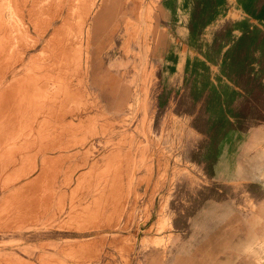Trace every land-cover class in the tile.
<instances>
[{"label":"rangeland","instance_id":"374dc122","mask_svg":"<svg viewBox=\"0 0 264 264\" xmlns=\"http://www.w3.org/2000/svg\"><path fill=\"white\" fill-rule=\"evenodd\" d=\"M176 1L0 0V264H264V0H233L232 44L228 3L180 0L183 67L156 45ZM229 108L255 145L217 180Z\"/></svg>","mask_w":264,"mask_h":264},{"label":"crops","instance_id":"0c3cea01","mask_svg":"<svg viewBox=\"0 0 264 264\" xmlns=\"http://www.w3.org/2000/svg\"><path fill=\"white\" fill-rule=\"evenodd\" d=\"M220 1V0H218ZM224 3H228L226 5L225 11H227L226 16V28L224 32V37L226 39L223 41V43H229L232 44L236 40V43L241 38L243 39L245 37V29L243 31L236 30L233 27V21L231 17V12L233 11V0H222ZM180 0H177L175 3L167 5L166 3L162 2V9L165 12V17L169 23V27L171 28H178L179 32L173 33V35H166L165 31L158 30V35L156 39V45L158 44V50H160V53H162V61L167 58H171L172 56L174 58L180 59L179 65L183 67V65L186 62V58L189 57V53H181L178 52L176 55V49L173 47V45H178L177 43H184L186 47L189 49L192 48L193 44V34L191 26L188 24L189 17L187 20H184V23L181 25L177 23V16L178 13L181 11L179 5ZM242 3V9L245 10L246 4H248V9L250 11H259L262 6L261 0H240ZM96 20V19H95ZM187 22V23H186ZM97 24H93V30L91 28V32L93 34ZM216 23H211L210 27L208 26L206 30V37L209 36L213 38L215 37V30H216ZM164 36V37H163ZM166 44V48L165 47ZM168 44V45H167ZM171 50V51H170ZM170 52V56L167 54ZM205 52V50H204ZM208 58V57H207ZM162 63V74L164 73V70L166 69V64ZM232 116V108H229L228 111V117H225L222 124L220 126H217V147L215 145V148L213 147L211 150V153L209 155H206L205 158L207 159L208 166L210 170L212 171L213 177L217 180H228L230 176H232V171L234 169V165L238 159L240 158L243 152H247L250 150L251 146L254 147L255 144H250L247 140V137L244 135V133L238 131L237 133H234L230 129V117Z\"/></svg>","mask_w":264,"mask_h":264},{"label":"bare ground","instance_id":"6f19581e","mask_svg":"<svg viewBox=\"0 0 264 264\" xmlns=\"http://www.w3.org/2000/svg\"><path fill=\"white\" fill-rule=\"evenodd\" d=\"M12 2H13V0H12ZM22 3H23V2H22ZM14 4H15V2H14ZM18 5H19V4H18ZM24 5H25V4H24ZM14 6H15V5H14ZM26 6H27V5H26ZM65 6H66V5H65ZM68 6H69V5H68ZM19 7H20V6H19ZM40 8H41V7H40ZM10 10H12V9H10ZM23 12H24V11H23ZM43 12H44V11H43ZM51 12H52V11H51ZM51 12H50V13H51ZM29 13H30V12H29ZM63 13H64V12H63ZM20 14H22V13H20ZM67 16H68V15H67ZM9 17H10V15H9ZM63 17H64V16H63ZM31 18H32V17H31ZM4 19H5V18H4ZM34 19H35V18H34ZM41 19H42V17H41ZM30 20H31V19H30ZM5 21H6V20H5ZM7 22H8V21H7ZM44 23H45V22H44ZM41 25H42V24H41ZM1 26H2V23H1ZM5 27H6V26H5ZM7 27H8V26H7ZM40 27H41V26H40ZM7 29H8V28H7ZM34 29H35V28H34ZM39 29H40V28H39ZM50 30H51V29H50ZM0 31H1V30H0ZM3 31H4V30H3ZM3 31H2V32H3ZM5 31H6V30H5ZM11 31H13V29H12ZM27 31H28V30H27ZM8 32H9V31H8ZM38 32H39V31H38ZM52 32H53V31H52ZM13 33H14V32H13ZM35 33H37V32H35ZM2 34H3V33H2ZM28 34H29V31H28ZM50 34H51V33H50ZM19 35H20V34H19ZM13 36H14V35H13ZM16 37H17V35H16ZM16 37H15V38H16ZM3 38H4V37H3ZM48 38H49V37H48ZM48 38H47V39H48ZM19 39H20V38H18L17 40L15 39V41H18ZM22 39H23V38H22ZM11 40H12V39H11ZM0 41H1V40H0ZM3 41H4V40H3ZM23 41H24V39H23ZM23 41H22V42H23ZM63 41H64V40H63ZM11 42H12V41H11ZM53 42H54V41H53ZM4 43H5V42H4ZM19 43H20V42H19ZM44 43H45V42H44ZM21 44H22V43H21ZM21 44H19V45L21 46ZM13 45H15V44H13ZM24 45H27V44L25 43ZM15 46H16V45H15ZM29 46H30V45H29ZM157 47H158V44H157ZM4 48H5V47H4ZM25 48H26V47H25ZM33 48H34V47H33ZM19 49H21V48H19ZM6 50H7V49H6ZM6 50H5V52H6ZM49 50H50V49H49ZM57 50H58V49H57ZM5 52H4V53H5ZM19 52H20V50H19ZM21 52H22V51H21ZM0 55L3 56V54H0ZM47 55H48V54H47ZM4 57H5V56H4ZM52 57H53V56H52ZM61 57H62V56H61ZM0 58L2 59V57H0ZM19 58H20V57H19ZM47 59H49V58H47ZM15 60H16V59H15ZM19 60H20V59H19ZM24 61H25V60H24ZM16 62H17V61H16ZM19 63H20V62H19ZM19 63H18V64H19ZM9 64H10V63H9ZM22 64H23V62H22ZM2 65H3V64H2ZM20 65H21V64H20ZM27 65H28V64H27ZM55 65H58V63L55 64ZM48 66H49V65H48ZM51 66H53V65H51ZM1 68H2V67H1ZM19 68H20V67H19ZM5 70H6V69H5ZM5 70H4V71H5ZM8 70H10V69H8ZM17 70H18V69H17ZM31 70H32V69H31ZM47 70H48V69H47ZM15 71H16V70H15ZM24 71H25V70H24ZM48 71H49V70H48ZM50 71H51V70H50ZM57 71H58V70H57ZM9 72H10V71H9ZM22 72H23V71H22ZM33 72H35V71H33ZM36 72H37V71H36ZM44 72H45V71H44ZM51 72H52V71H51ZM39 73H41V71H40ZM53 73H54V72H53ZM12 74L14 75V73H12ZM36 74H38V73H35V75H36ZM59 74H60V73H59ZM2 75H3V74H2ZM28 75H29V74H28ZM9 76H10V75H9ZM45 76H46V75H45ZM50 76L52 77V75H50ZM43 77H44V76H43ZM46 78H47V77H46ZM62 78L64 79V77H62ZM0 79H2V77H1ZM34 79H36V78H34ZM12 80H13V79H12ZM12 80H11V81H12ZM45 80H46V79H45ZM19 81H20V80H19ZM21 81H22V80H21ZM32 81H33V80H32ZM34 81H35V80H34ZM36 81H37V80H36ZM49 81H50V80H49ZM7 82H8V81H7ZM9 82H10V81H9ZM43 82H44V80H43ZM35 83H36V82H35ZM7 84H8V83H7ZM11 84H12V83H11ZM24 84H25V83H24ZM24 84H23V86H24ZM51 84H52V83H51ZM60 84H61V83H60ZM5 85H6V83H5ZM9 85H10V84H9ZM12 85H13V84H12ZM37 85H38V83H37ZM41 85H42V84H41ZM44 85H45V84H44ZM25 86H26V85H25ZM7 87H8V86H7ZM11 87H12V86H11ZM11 87H10V88H11ZM27 87H28V85H27ZM47 87H48V86H47ZM16 88H18L17 85H16ZM19 88H20V86H19ZM30 88H31V86H30ZM51 88H52V87H51ZM60 88H61V87H60ZM2 89H4V88H2ZM11 89H12V88H11ZM9 90H10V89H9ZM24 90H25V89H24ZM32 90H33V89H32ZM37 90H38V89H37ZM5 91H6V92H5V95H6L8 92H9V94H11L12 97L15 95L14 93H13L14 95H12V91H11V92H10V91H7V90H5ZM27 91L29 92V90H27ZM3 92H4V91H3ZM13 92H14V90H13ZM40 93H41V92H40ZM20 94H21V93H20ZM16 95H17V91H16ZM33 95H35V94H33ZM38 95H40V94H38ZM20 96H21V95H20ZM26 96H27V95H26ZM6 97H8V94L6 95ZM14 97H15V96H14ZM62 97H63V96H62ZM8 99H10V96H9ZM19 99H20V97H19ZM5 100H6V99H5ZM5 100H4V101H5ZM12 100H14V99H12ZM15 101H16V100H15ZM20 101H21V100H20ZM5 102H6V101H5ZM7 102H8V100H7ZM30 102H31V101H30ZM8 103H9V102H8ZM13 103H14V102H13ZM20 103H21V102H20ZM20 103H19V104H20ZM41 103H42V102H41ZM0 104H1V103H0ZM3 104H4V103H3ZM49 104H50V103H49ZM61 104H62V103H61ZM36 105H37V104H36ZM8 106H9V105H7V107H8ZM49 106H50V105H49ZM11 107H12V106H11ZM11 107H9V109H10ZM32 107H33V105H32ZM34 107H35V106H34ZM4 108H5V107H4ZM12 108H13V107H12ZM20 109H21V106H20ZM15 110H16V108L14 109V111H15ZM18 110H19V107H18ZM58 110H59V109H58ZM10 111H11V109H10ZM21 112H22V111H21ZM23 112H24V110H23ZM36 112H37V111H36ZM14 113H15V112H14ZM0 114H2L1 111H0ZM3 114H4V113H3ZM3 114H2V115H3ZM12 114H13V113H12ZM17 114H18V111L15 113V115H17ZM32 115H33V114H32ZM45 116H47V115H45ZM55 116H56V115H55ZM55 116H54V117H55ZM0 117H1V116H0ZM14 117H15V116H14ZM27 117H28V116H27ZM47 117H49V116H47ZM23 118H24V117H23ZM25 118H26V117H25ZM0 119H1V118H0ZM13 119H14V118H13ZM31 119H32V118H31ZM35 119H36V118H35ZM53 119H54V118H53ZM53 119H52V121H53ZM46 120H47V119H46ZM16 121H17V120H16ZM28 121H29V120H27V122H28ZM36 121H37V120H36ZM49 121H50V120H49ZM14 122H15V121H14ZM14 122H13V123H14ZM21 122H22V121H21ZM31 122H32V121H31ZM44 122H45V121H44ZM54 122H55V120H54ZM60 122H61V121H60ZM3 123H4V122H3ZM5 123H6V122H5ZM15 123H16V122H15ZM22 123H23V122H22ZM46 123H47V122H46ZM49 123H50V122H49ZM6 124H7V123H6ZM6 124H5V125H6ZM25 124H26V122H25ZM32 124H33V123H32ZM36 124H37V123H36ZM51 124H53V122H51ZM51 124H50V125H51ZM62 124H63V123H62ZM7 125H8V124H7ZM26 125H27V124H26ZM1 126H2V124H1ZM16 126H17L16 124H13V128H15ZM24 126H25V125H24ZM9 127H10V124H9ZM29 127H31V126H29ZM47 127H48V126H47ZM56 127H57V126H56ZM21 128H23V126H21ZM27 128H28V127H27ZM41 129H42V128H41ZM47 129H48V128H47ZM5 130H6V129H5ZM26 130H27V129H26ZM49 131H51V130H49ZM7 132H8V131H7ZM44 132H45V131H44ZM62 132H63V131H62ZM0 133H1V132H0ZM45 133H46V132H45ZM63 133H64V132H63ZM7 134H8V133H7ZM59 134H60V133H59ZM9 135H10V134H9ZM33 135H34V134H33ZM33 135H32V136H33ZM4 136H5V135H4ZM4 136H3V139H2L3 142H4V140H6V139L4 138ZM6 136H7V135H6ZM15 136H16V135H15ZM32 136H31V137H32ZM48 136H49V135H48ZM48 136H47V137H48ZM13 137H14V136H13ZM8 139H9V138H8ZM21 139H22V138H21ZM32 140H33V139H32ZM49 140H50V139H49ZM63 140H64V139H63ZM50 141H51V140H50ZM1 142H2V141H1ZM44 142H45V141H44ZM8 144H9V143H8ZM8 144H7V145H8ZM14 144H15V143H14ZM23 145H24V144H23ZM32 145H33V144H32ZM43 145H44V144H43ZM52 145H53V144H52ZM20 147H21V146H20ZM43 147H45V145H44ZM46 147H47V146H46ZM51 147H55V145H54V146H51ZM0 148H2V147H0ZM18 148H19V147H18ZM25 148H26V147H25ZM36 149H37V148H36ZM42 149H43V148H42ZM42 149H41V151H42ZM48 149H49V148H48ZM6 150H7V149H6ZM39 150H40V149H39ZM50 150H51V148H50ZM8 151H9V150H8ZM41 151H40V152H41ZM13 152H14V151H13ZM15 152H16V150H15ZM24 152H25V151H24ZM27 152H28V151H27ZM27 152H25V153H27ZM54 152H55V151H54ZM6 153H7V152H6ZM6 153H5V154H6ZM17 153H18V151H17ZM21 153H22V152H21ZM50 153H51V152H50ZM7 154H8V153H7ZM10 154H11V153H10ZM19 155H20V154H19ZM33 156H34V155H33ZM46 156H47V155H46ZM52 156H53V155H52ZM26 157H27V156H26ZM6 158H7V157H6ZM28 159H29V158H28ZM19 160H20V159H19ZM32 160H33V159H32ZM58 160H59V159H58ZM2 161H3V160H2ZM5 161H6V160H5ZM7 162H8V161H7ZM21 162H22V160H21ZM32 162H33V161H32ZM47 162H48V161H47ZM53 162H54V161H53ZM1 163H2V162H1ZM6 164H7V163H6ZM52 164H53V163L51 162V165H52ZM3 166H4V165H3ZM17 166H18V165H17ZM36 166H38V165H36ZM11 167H12V166H11ZM38 167H39V166H38ZM44 167H45V165H44ZM50 167H51V166H50ZM5 168H6V167H5ZM7 168H8V167H7ZM3 169H4V168H3ZM11 169H12V168H11ZM22 170H23V169H22ZM56 170H57V169H56ZM57 171H58V170H57ZM21 172H22V171H21ZM42 172H43V171H42ZM14 173H15V172H14ZM40 173H41V171H40ZM43 174H44V173H43ZM43 174H42V177H43ZM23 175H24V174H23ZM34 175H35V174H34ZM21 176H22V175H21ZM27 176H28V174H27ZM40 176H41V175H40ZM49 176H50V174H49ZM51 176H52V175H51ZM51 176H50V177H51ZM53 176H54V175H53ZM32 177H33V176H32ZM44 177H45V176H44ZM56 177H57V176H56ZM46 178H47V174H46ZM51 178H53V177H51ZM57 178H58V177H57ZM77 178H78V177H77ZM23 179H24V178H23ZM58 179H59V178H58ZM10 180H11V179H10ZM30 180H31V179H30ZM37 180H38V179H37ZM48 180H50V178H49ZM51 180H52V179H51ZM56 180H57V179H56ZM43 181H44V179H43ZM30 182H31V181H30ZM36 182H37V184L40 183V182H38V181H36ZM47 182H48V181H47ZM53 182H54V181H53ZM16 183H17V182H16ZM22 183H24V182H22ZM22 183L20 184L21 186H22ZM8 184H9V183H8ZM26 184H27V183H26ZM35 184H36V183H35ZM37 184H36V185H37ZM40 184H41V183H40ZM52 184H53V183H52ZM54 184H55V183H54ZM33 185H34V183H33ZM33 185H32V183H31V186H30V184H29V186H30L29 189H33V188H32ZM36 185H35V186H36ZM38 185H39V184H38ZM9 186H10V185H9ZM14 186H15V185H14ZM18 186H19V185H18ZM26 186H28V185H25V187H26ZM29 186H28V187H29ZM39 186H40V185H39ZM39 186H38V187H39ZM41 186H42V185H41ZM46 186H47V185H46ZM16 187H17V186H16ZM16 187H15V188H16ZM28 187H27L26 189H28ZM47 187H49V185H48ZM35 188H36V187H35ZM26 189H24V192L27 191V193H28L29 191L26 190ZM36 189H39V188H36ZM19 190H20V189H19ZM34 190H35V189H34ZM49 190H50V189H49ZM49 190H48V191H49ZM32 192H33V191H32ZM37 192H38V190H37ZM37 192L35 191V194L33 193V195H37ZM42 192H44V190H43ZM18 193H20V192H18ZM27 193H26V194H27ZM30 193H31V192H30ZM30 193H29V194H30ZM29 194H27V195H29ZM51 194H52V193H51ZM9 195H10V194H9ZM22 195H23V194H21L20 196H22ZM30 195H32V193H31ZM30 195H29V196H30ZM39 195H40V194H39ZM47 195H48V194H47ZM24 196H26V195H24ZM52 196H53V195H52ZM32 197H33V196H32ZM34 197H35V196H34ZM50 198H51V196H50ZM50 198H49V200H50ZM52 198H53V197H52ZM37 199H38V198H37ZM25 200H26V199H25ZM28 200H29V199H27V201H28ZM41 200H42V199H41ZM33 201H34V199H33ZM43 201H46V199H43ZM47 201H48V200H47ZM50 201H51V200H50ZM24 202H26V201H24ZM24 202L22 201V203H24ZM102 202H103V201H102ZM15 203H16V202H15ZM27 203H28V202H27ZM27 203H26V204H27ZM29 203H30V202H29ZM29 203H28L27 205H29ZM31 203H32V202H31ZM31 203H30V206H31ZM37 203L39 204V202H36V204H34V203H32V204H33V205H37ZM45 203H46V202H45ZM47 203H48V202H47ZM22 205H23V204H22ZM30 206H29V207H30ZM27 207H28V206H27ZM36 207H37V206H36ZM36 207H35V209H36ZM24 208H26V206H25ZM37 208H39V207H37ZM21 209H23V208H21ZM28 209H29V208H28ZM31 209H33V208H31ZM38 213H39V212H38ZM36 216H37V215H36ZM45 228H46V227H45ZM83 241H84V240H83ZM83 241H82V242H83ZM83 243H84V242H83ZM11 255H12V254H11Z\"/></svg>","mask_w":264,"mask_h":264}]
</instances>
